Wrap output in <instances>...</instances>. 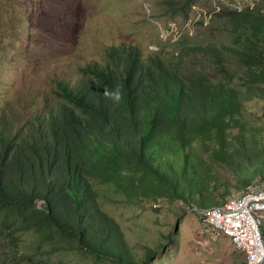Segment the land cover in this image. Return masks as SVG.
Wrapping results in <instances>:
<instances>
[{
  "label": "trees",
  "instance_id": "16d2710c",
  "mask_svg": "<svg viewBox=\"0 0 264 264\" xmlns=\"http://www.w3.org/2000/svg\"><path fill=\"white\" fill-rule=\"evenodd\" d=\"M211 20L202 38L176 42L199 58L193 66L123 42L106 47L103 62L58 73L30 101L0 106V223L9 234L20 220L68 240L52 242L54 251L146 264L159 249L132 253L99 205L98 183L126 176L141 195L202 214L264 181V124L245 107L264 100V10L222 8Z\"/></svg>",
  "mask_w": 264,
  "mask_h": 264
},
{
  "label": "rangeland",
  "instance_id": "374dc122",
  "mask_svg": "<svg viewBox=\"0 0 264 264\" xmlns=\"http://www.w3.org/2000/svg\"><path fill=\"white\" fill-rule=\"evenodd\" d=\"M246 6L264 10V0H0V106L30 101L58 73L83 62H103L105 48L123 42L193 66L199 58L176 42L202 38L222 8ZM245 107L250 120L264 124V100L253 99ZM135 185L126 176L119 184L100 182L98 202L118 222L135 256L141 257L145 246L159 249L146 264L244 260L204 214L176 199L141 195ZM259 214L264 228V211ZM19 222L12 234L0 223V264H110L80 250L54 251L52 242L67 245L68 240L46 238Z\"/></svg>",
  "mask_w": 264,
  "mask_h": 264
},
{
  "label": "built area",
  "instance_id": "2783aa9c",
  "mask_svg": "<svg viewBox=\"0 0 264 264\" xmlns=\"http://www.w3.org/2000/svg\"><path fill=\"white\" fill-rule=\"evenodd\" d=\"M259 211H264V181L246 185L221 205L202 214L213 228L221 230L244 254L241 264H264V238Z\"/></svg>",
  "mask_w": 264,
  "mask_h": 264
},
{
  "label": "clouds",
  "instance_id": "9594fccd",
  "mask_svg": "<svg viewBox=\"0 0 264 264\" xmlns=\"http://www.w3.org/2000/svg\"><path fill=\"white\" fill-rule=\"evenodd\" d=\"M119 97L117 96V99H118Z\"/></svg>",
  "mask_w": 264,
  "mask_h": 264
}]
</instances>
